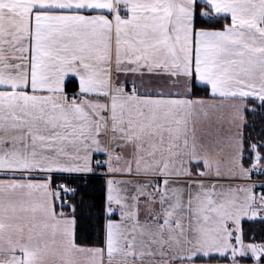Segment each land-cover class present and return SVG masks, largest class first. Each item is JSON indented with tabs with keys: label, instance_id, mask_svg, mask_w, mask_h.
I'll use <instances>...</instances> for the list:
<instances>
[{
	"label": "snow or ice",
	"instance_id": "obj_1",
	"mask_svg": "<svg viewBox=\"0 0 264 264\" xmlns=\"http://www.w3.org/2000/svg\"><path fill=\"white\" fill-rule=\"evenodd\" d=\"M249 99L264 0H0V264H264L242 226L264 221V132L205 123ZM96 168L113 178L90 245L54 177Z\"/></svg>",
	"mask_w": 264,
	"mask_h": 264
},
{
	"label": "trees",
	"instance_id": "obj_2",
	"mask_svg": "<svg viewBox=\"0 0 264 264\" xmlns=\"http://www.w3.org/2000/svg\"><path fill=\"white\" fill-rule=\"evenodd\" d=\"M212 27L219 28L220 24H213ZM77 84L74 80H69L66 84L68 93L76 91ZM193 97H210L208 89L204 86H192ZM248 106L245 110L246 124L244 126V135L248 139H256L264 132V108H261L260 102L254 99L247 100ZM255 109V111H252ZM100 168L94 169L93 172L99 171ZM264 175V174H263ZM55 185H67L74 189V193L62 194L63 202L74 205L81 224L85 225L78 230V235L82 239L78 242L93 244L97 241L99 232V215L101 214L102 205L106 192V181L103 177L94 174L91 175H64L58 174L54 177ZM68 198V201H66ZM66 213L71 211L65 207ZM246 242H264V221L260 219L245 220L242 222ZM249 259L253 261L250 256ZM231 258L229 256L214 255L212 258L201 260L200 262L226 263ZM232 261V260H231Z\"/></svg>",
	"mask_w": 264,
	"mask_h": 264
},
{
	"label": "crops",
	"instance_id": "obj_3",
	"mask_svg": "<svg viewBox=\"0 0 264 264\" xmlns=\"http://www.w3.org/2000/svg\"><path fill=\"white\" fill-rule=\"evenodd\" d=\"M69 80H74L76 82V84H78V81L75 78H70ZM66 84H67V82H66ZM65 87H66V85H65ZM179 90L182 91V89H179ZM192 98L193 99L202 98V99L210 100L211 96L210 97H200V98L192 96ZM231 103H244L246 105V108H247V104H248L247 101H244V102H240V101H235V102L226 101L225 102V107H223L222 109L216 110L212 114L211 120L208 121V122H205V123L206 124L210 123L213 129H215V128H220V129H223V130L231 129L232 131L239 130V131L243 132L244 131V126L246 124V118H245V110H246V108L241 110L242 113H243V122L241 123L240 120L236 116L235 110L230 107ZM237 125H239V128H237ZM97 156H100V155H97ZM196 170L197 171L203 170L202 165L200 166V168H197ZM87 174H91V173H87ZM87 174H79V175H87ZM64 175H67V174H64ZM116 179H121V178H116ZM229 257H230V255H229ZM249 257H250V255L246 256V257H238L239 259H237V260L241 261L242 264H250L251 260L249 259ZM199 264H220V263L199 262Z\"/></svg>",
	"mask_w": 264,
	"mask_h": 264
},
{
	"label": "built area",
	"instance_id": "obj_4",
	"mask_svg": "<svg viewBox=\"0 0 264 264\" xmlns=\"http://www.w3.org/2000/svg\"><path fill=\"white\" fill-rule=\"evenodd\" d=\"M104 158L105 157H103V156H97L95 159H104ZM105 173H106V169L102 168V170L97 172L95 175L101 176V177L105 178L106 180L109 178H113V177H110L108 175H105ZM115 178H121V177H115ZM248 182L256 184L258 186L257 191L264 190V189H261L259 187V185L264 184V177L260 173L253 172V174L251 175V179ZM66 200H68V198H66Z\"/></svg>",
	"mask_w": 264,
	"mask_h": 264
},
{
	"label": "rangeland",
	"instance_id": "obj_5",
	"mask_svg": "<svg viewBox=\"0 0 264 264\" xmlns=\"http://www.w3.org/2000/svg\"><path fill=\"white\" fill-rule=\"evenodd\" d=\"M247 106H248V104H247ZM245 118H246V116H245ZM75 175H79V174H75ZM237 259H239V258H237ZM231 263H232V261L230 260L229 262H226V263H223V264H231ZM238 264H242L241 261L238 260ZM250 264H253V261H251Z\"/></svg>",
	"mask_w": 264,
	"mask_h": 264
}]
</instances>
